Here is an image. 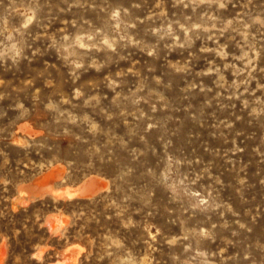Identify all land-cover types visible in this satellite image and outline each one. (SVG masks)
<instances>
[{"label":"clouds","instance_id":"clouds-1","mask_svg":"<svg viewBox=\"0 0 264 264\" xmlns=\"http://www.w3.org/2000/svg\"><path fill=\"white\" fill-rule=\"evenodd\" d=\"M0 264H264V0H0Z\"/></svg>","mask_w":264,"mask_h":264},{"label":"rangeland","instance_id":"rangeland-1","mask_svg":"<svg viewBox=\"0 0 264 264\" xmlns=\"http://www.w3.org/2000/svg\"><path fill=\"white\" fill-rule=\"evenodd\" d=\"M48 179H50V177Z\"/></svg>","mask_w":264,"mask_h":264}]
</instances>
